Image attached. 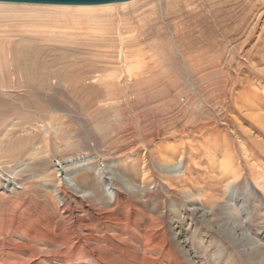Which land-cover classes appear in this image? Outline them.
I'll return each mask as SVG.
<instances>
[{
  "label": "rangeland",
  "instance_id": "374dc122",
  "mask_svg": "<svg viewBox=\"0 0 264 264\" xmlns=\"http://www.w3.org/2000/svg\"><path fill=\"white\" fill-rule=\"evenodd\" d=\"M166 1L93 19L3 2L0 264H264V194L238 141L264 180V0H197L150 36ZM225 146L241 169L228 188Z\"/></svg>",
  "mask_w": 264,
  "mask_h": 264
},
{
  "label": "bare ground",
  "instance_id": "6f19581e",
  "mask_svg": "<svg viewBox=\"0 0 264 264\" xmlns=\"http://www.w3.org/2000/svg\"><path fill=\"white\" fill-rule=\"evenodd\" d=\"M134 0H131V1H129V3H131V2H133ZM220 1H222V0H202V2H200L198 5H197V11L198 12H201V11H203L204 9H213L214 8V6H215V4L217 3V2H220ZM197 2V0H186V1H177V2H174V1H166L164 4H165V10H164V12H163V14H162V16L160 17V16H158V9H156V8H154L153 6V8H151L150 9V13H152V15L154 14L155 16L153 17V18H151V20L149 21L148 20V23H149V25H148V23H147V25H145L144 27H147L145 30H148V34L150 35V36H155L156 38L157 37H160L161 36V34L162 33H164L163 31H159V30H157V31H152L151 30V27H160V28H162V29H164L165 27H168L169 26V24H170V21H174V20H177V22L179 23V26H177V25H175L174 23H172V24H174L175 26H177V27H181L180 26V21L182 20V19H185L187 16H189V15H191V13H190V11H189V9L187 10L186 8L188 7V6H190V5H192V4H195ZM5 3V2H4ZM3 2H0V14H2V15H4V14H7L8 13V11H12V10H14L15 9V6L14 5H5V4H11V3H9V2H6L5 4H4ZM127 3V2H126ZM125 3V4H126ZM13 4H15V3H13ZM17 4V3H16ZM241 5V4H240ZM49 6H59V5H49ZM63 8H60V10H67V9H73L75 12H76V15L75 16H71L72 18L73 17H77L78 19L79 18H95V17H97V15H96V13H98V12H96L97 10H96V7H100V11H103V12H107V11H111L112 10V7H115V6H117V4H114V3H112V4H109V5H95V6H63V5H61ZM56 8H58V7H56ZM239 8V7H238ZM195 9V8H194ZM114 10V9H113ZM15 11V10H14ZM98 11H99V9H98ZM75 12H73V13H75ZM147 13H148V11H146ZM206 12V11H205ZM209 12V11H208ZM220 12H221V10H220ZM219 12V13H220ZM227 12H229V11H227ZM16 13V14H15ZM15 13H13V14H15L16 15V17L18 16V14L19 13H17V12H15ZM160 13V12H159ZM222 13H224V12H222ZM234 13H235V11H234ZM11 14H12V12H11ZM103 13H101L100 15H102ZM144 14H146V13H144ZM218 14V13H217ZM59 15H62V14H59ZM64 15V14H63ZM147 15H149V14H147ZM146 15V16H147ZM8 16V15H7ZM3 17V16H2ZM60 17H62V16H60ZM152 17V16H151ZM216 17V16H215ZM215 17L213 16V18L215 19ZM7 18V17H6ZM141 18V17H140ZM146 18H148V16L146 17ZM210 18V17H209ZM5 19V18H4ZM8 19H10L9 18V16H8ZM88 19V20H89ZM58 20V19H57ZM56 20V21H57ZM138 20V19H137ZM4 21V20H3ZM93 21V20H92ZM147 21V20H146ZM218 21V20H217ZM151 22V23H150ZM215 24H217L216 22H214ZM218 23H220V22H218ZM141 24V23H140ZM139 24V25H140ZM212 24V23H211ZM139 27V26H138ZM159 28V29H160ZM141 30V29H140ZM144 30V31H145ZM137 31V30H136ZM179 31V30H178ZM128 33V32H127ZM119 35H120V31H119ZM144 35H146L145 33H144ZM141 36V34H139V36H138V34L136 35V38L135 39H137V37H140ZM177 36H181L180 34H175V37L177 38ZM122 37V33H121V35H120V38ZM135 37V36H134ZM122 40V39H121ZM121 43H123V42H121ZM124 44V43H123ZM124 48V47H123ZM123 50V49H122ZM121 50V51H122ZM124 52V51H123ZM123 54V53H122ZM132 68H134V66H132ZM126 71H127V73H130L131 71H130V69L129 68H127L126 69ZM249 106V105H248ZM255 117V116H254ZM258 120V119H257ZM255 122H257L258 124H259V122L258 121H256V119H255ZM261 125H263V129H264V123L263 122H261ZM257 127V126H256ZM260 131V130H259ZM238 141H239V146H240V150H241V154H242V158H243V161H244V163L245 164H247V167H248V169H249V171H250V174H251V177H252V179L257 183V186H258V188H259V190L264 194V180L262 179V180H259L261 177H260V175H259V160H257L256 159V157H255V155L254 154H252V152L250 151V148H248V146H247V144L244 142V141H241L240 140V138L238 137ZM256 145H257V147L259 148V149H261L263 152H264V143H263V141L262 142H260V141H257L256 142ZM226 147V146H225ZM259 151V150H258ZM224 158H223V161H222V165H223V172H224V174H225V176L227 177V181H229L228 183H227V185H226V188H228V187H230V186H233L234 184H233V182H236V180H239V178L241 177V174H240V171H241V169H240V165L238 164V163H235V161H234V158H233V154H232V152L230 151V148H228V147H226V149H225V152H224V156H223ZM165 165L167 164L166 163V161L165 162H163ZM183 168H181V167H178V166H172V167H170V169H168L167 171H166V173H168V175H171V176H173V177H175V179H179V180H183V179H185V175H186V169L184 170H182ZM184 172V173H183ZM95 174H96V176L98 177V179L99 180H101V179H103V177H104V175H103V172L101 171V169H96L95 170ZM261 174V173H260ZM259 175V176H258ZM63 181H65L67 184H70L71 185V187L73 188V190H76V186L72 183V180L67 176V177H65L64 179H63ZM107 183H106V186H107V195H108V198H109V200H112L113 198H114V195H115V187L114 186H112L111 185V183L110 182H108V181H106ZM6 186H8V185H6ZM16 187H17V184H15V183H12V188H10V190H9V192H11L13 189H16ZM19 187V186H18ZM245 190L247 191V186L245 185ZM249 191V190H248ZM182 193L189 199H191V198H193V196L196 198V197H202V195L201 194H197V195H191V193H189V191L187 190V189H183V191H182ZM54 194H55V196L56 197H58V193H56V191H54ZM198 197V198H199ZM87 237V236H86ZM88 238V237H87ZM86 238V239H87ZM90 238V237H89ZM88 240V239H87ZM94 250H97V249H95L94 248ZM94 250H92L91 249V251L92 252H94ZM148 252V251H147ZM100 259V258H99ZM117 259H105V260H103V259H100V261L102 262V263H104V264H116L117 262H119V261H116ZM142 260H144L145 261V263L146 264H149L151 261H152V258H150V257H148L147 255H146V253L145 254H143V259Z\"/></svg>",
  "mask_w": 264,
  "mask_h": 264
},
{
  "label": "water",
  "instance_id": "95a60500",
  "mask_svg": "<svg viewBox=\"0 0 264 264\" xmlns=\"http://www.w3.org/2000/svg\"><path fill=\"white\" fill-rule=\"evenodd\" d=\"M131 0H0V2L18 4H39V5H63V6H95L112 3H123Z\"/></svg>",
  "mask_w": 264,
  "mask_h": 264
}]
</instances>
